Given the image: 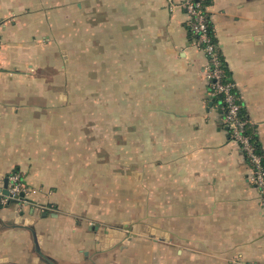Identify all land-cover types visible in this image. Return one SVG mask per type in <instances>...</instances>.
<instances>
[{
  "label": "crops",
  "instance_id": "obj_1",
  "mask_svg": "<svg viewBox=\"0 0 264 264\" xmlns=\"http://www.w3.org/2000/svg\"><path fill=\"white\" fill-rule=\"evenodd\" d=\"M208 1L264 156V0ZM182 2L0 0V183L28 189L0 197V264H264L261 197Z\"/></svg>",
  "mask_w": 264,
  "mask_h": 264
},
{
  "label": "built area",
  "instance_id": "obj_2",
  "mask_svg": "<svg viewBox=\"0 0 264 264\" xmlns=\"http://www.w3.org/2000/svg\"><path fill=\"white\" fill-rule=\"evenodd\" d=\"M205 2L206 0H183L181 6L188 13V26L195 37L197 47L208 57L205 73L210 81L212 95L219 99L223 107L224 122L230 130L232 140L239 144L249 161L253 174L252 182L259 192L264 207V156L250 132L249 121L242 114L236 84L226 75V66L211 35ZM8 181V196H2L1 203L5 205L12 199L24 201L28 189L23 177L13 172L8 176ZM21 194L24 197H21Z\"/></svg>",
  "mask_w": 264,
  "mask_h": 264
},
{
  "label": "water",
  "instance_id": "obj_3",
  "mask_svg": "<svg viewBox=\"0 0 264 264\" xmlns=\"http://www.w3.org/2000/svg\"><path fill=\"white\" fill-rule=\"evenodd\" d=\"M8 183H9V181H8V177L2 182V183H0V184H2V186L1 187H4V190H1V195H0V197H2V196H8V191H7V188H8ZM21 197H24V195L23 194H21ZM10 202H12V203H16V202H18L17 200H10ZM43 216L45 217V216H47V214L46 213H44L43 214ZM94 229H96L97 230V227H95ZM101 233V235H100V241L102 242L103 241V234L104 233H108V235H109V237L110 238H112L111 240H110V245L111 246H113L114 244H117L118 242H120V241H122V239H123V237H124V233H119V232H117V231H113V230H107V231H101L100 232ZM146 234H148V233H146ZM33 235L36 237V234H35V232L33 231ZM114 237L115 238H117L116 240L114 239ZM132 237V236H131ZM131 237H129L128 239L130 240L131 239ZM119 238V239H118ZM108 246V245H107ZM106 246V247H107ZM35 247H36V252L40 255L41 254V252H40V248H39V243H38V238L36 237V240H35ZM99 248V247H98ZM101 248V247H100Z\"/></svg>",
  "mask_w": 264,
  "mask_h": 264
},
{
  "label": "trees",
  "instance_id": "obj_4",
  "mask_svg": "<svg viewBox=\"0 0 264 264\" xmlns=\"http://www.w3.org/2000/svg\"><path fill=\"white\" fill-rule=\"evenodd\" d=\"M209 4V1L208 0H206V2H205V6L207 7V5ZM208 16V15H207ZM208 22H209V25H210V28H211V35L213 36V31H212V25H211V23H210V21H209V19H208ZM214 37V36H213ZM215 41V40H214ZM216 42V41H215ZM219 100V99H218ZM256 140V139H255ZM258 144V143H257ZM257 147L260 149V146H259V144L257 145ZM17 173V172H16Z\"/></svg>",
  "mask_w": 264,
  "mask_h": 264
},
{
  "label": "rangeland",
  "instance_id": "obj_5",
  "mask_svg": "<svg viewBox=\"0 0 264 264\" xmlns=\"http://www.w3.org/2000/svg\"><path fill=\"white\" fill-rule=\"evenodd\" d=\"M100 143H101V138H97V139H96V144H100ZM94 172H95V173H96V172H99V171H98V168L95 167Z\"/></svg>",
  "mask_w": 264,
  "mask_h": 264
}]
</instances>
